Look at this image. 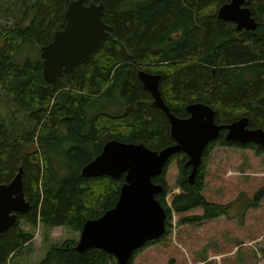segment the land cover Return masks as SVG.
I'll use <instances>...</instances> for the list:
<instances>
[{
	"label": "trees",
	"instance_id": "obj_1",
	"mask_svg": "<svg viewBox=\"0 0 264 264\" xmlns=\"http://www.w3.org/2000/svg\"><path fill=\"white\" fill-rule=\"evenodd\" d=\"M69 1L0 0V8L13 18L0 27V85L10 101L5 110L0 104V184L10 182L22 167L30 203L25 213L17 214L18 221L0 233V264H25L15 258L31 253L38 224L46 247L38 264H108L114 258L99 248L78 252L73 239L54 244L50 232L56 226L80 231L86 220L115 205L123 174L117 179L81 175L106 141L142 143L152 150L174 143L168 118L141 84L139 70L160 75L161 97L178 117L188 115L187 104L203 102L215 110L218 124L245 116L250 128L264 129V0H245L257 22L255 30L237 29L217 17L218 7L230 0H83L103 4L110 35L86 61L48 84L40 47L64 27ZM25 46L37 54L24 58ZM20 116L25 126L18 133ZM214 145L264 153L262 145L227 140L222 129L206 146L192 183L187 155H173L179 192L168 206L166 167L153 178L162 185L156 198L167 214L166 230L142 247L165 238L172 211L201 208L200 215L179 220L196 224L243 215L259 204L264 187L253 198L241 194L226 205L204 198L205 159Z\"/></svg>",
	"mask_w": 264,
	"mask_h": 264
},
{
	"label": "water",
	"instance_id": "obj_2",
	"mask_svg": "<svg viewBox=\"0 0 264 264\" xmlns=\"http://www.w3.org/2000/svg\"><path fill=\"white\" fill-rule=\"evenodd\" d=\"M216 14L219 19L235 23L237 29L255 30L257 27L245 0H230L220 5ZM64 17V27L54 33L50 42L40 47L42 75L48 84L86 61L110 35V26L103 19L101 2L86 4L83 0H71L67 3ZM138 78L154 105L166 114L174 143L152 150L142 143L110 139L104 143L101 152L81 169L84 177L117 179L124 175L115 205L99 217L86 220L75 245L78 252L89 248L102 249L118 264H128L136 250L164 235L167 214L156 198L162 191V185L154 182L153 178L163 174L173 155L179 152L187 155V165L191 167L188 181L192 183L206 146L218 137L222 129L226 130L227 140L264 146V129L250 128L247 117L218 124L215 110L203 102L187 104L185 111L188 116L178 117L161 97L158 73L139 70ZM22 174L23 169L19 167L10 182L0 184V233L18 221L17 214L25 213L30 207L24 193Z\"/></svg>",
	"mask_w": 264,
	"mask_h": 264
},
{
	"label": "rangeland",
	"instance_id": "obj_3",
	"mask_svg": "<svg viewBox=\"0 0 264 264\" xmlns=\"http://www.w3.org/2000/svg\"><path fill=\"white\" fill-rule=\"evenodd\" d=\"M12 20L5 8H0V27ZM23 52L24 58L27 54H37L32 46H25ZM0 104L3 110L10 104L1 85ZM17 121L18 133H21L25 120L20 116ZM177 174L176 161L170 159L164 174L168 206L173 195L179 192ZM203 185L202 194L212 203H234L241 194L253 198L257 190L264 187V153L256 154L250 148L214 145L205 159ZM201 213L199 207L180 214L172 211L167 219L169 231L165 238L139 248L133 253L131 264H264V196L257 206L248 208L243 215H221L196 224L179 221L184 216ZM21 224L24 229H29L26 224ZM41 233L42 227L38 224L33 231L31 253H22L15 260L25 264L40 262L46 252ZM50 235L54 244L68 239L77 243L80 231L56 226ZM108 264L118 262L113 258Z\"/></svg>",
	"mask_w": 264,
	"mask_h": 264
},
{
	"label": "flooded vegetation",
	"instance_id": "obj_4",
	"mask_svg": "<svg viewBox=\"0 0 264 264\" xmlns=\"http://www.w3.org/2000/svg\"><path fill=\"white\" fill-rule=\"evenodd\" d=\"M187 114H188V113H187ZM187 116H188V115H187ZM187 116H186V117H187ZM183 118H184V117H183ZM225 131H226V130H225Z\"/></svg>",
	"mask_w": 264,
	"mask_h": 264
}]
</instances>
